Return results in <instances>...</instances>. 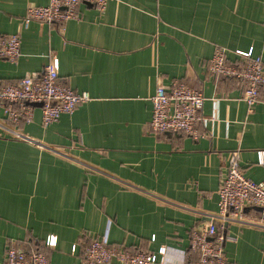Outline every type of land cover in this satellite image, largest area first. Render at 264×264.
<instances>
[{"label": "crops", "instance_id": "obj_1", "mask_svg": "<svg viewBox=\"0 0 264 264\" xmlns=\"http://www.w3.org/2000/svg\"><path fill=\"white\" fill-rule=\"evenodd\" d=\"M49 1L0 0V35L22 41L16 62L0 59V86L57 58L59 81L90 99L48 126L34 105L30 121L9 124L0 102V261L17 246L76 264L106 235L158 254L152 264H190L193 232L219 211L230 152L240 149L245 174L264 181V86L249 109L244 85L209 69L220 46L230 61L250 48L264 61V0H108L103 11L81 2L78 18L25 28L28 7ZM174 80L206 97L197 139L151 128L152 96ZM223 231L231 261L264 264V229Z\"/></svg>", "mask_w": 264, "mask_h": 264}, {"label": "built area", "instance_id": "obj_2", "mask_svg": "<svg viewBox=\"0 0 264 264\" xmlns=\"http://www.w3.org/2000/svg\"><path fill=\"white\" fill-rule=\"evenodd\" d=\"M90 2L103 11L108 0H50L47 5L28 7L23 18L27 28L33 20L46 23H63L78 18V6ZM264 25V21H263ZM21 36L18 33L0 35V59L16 62L21 55ZM239 58L230 61L225 47H216L209 61L212 73L237 79L244 85L243 98L249 109L259 101L264 86V61L253 49L236 50ZM59 61L53 58L41 73L28 74L16 82L0 86V102H3L7 123L18 124L33 118L34 102H42V121L45 126L58 121L63 114H72L77 107L90 99L87 91L77 92L59 81ZM205 95L185 82L174 80L170 84L158 85L152 96L150 125L155 133H183L195 139L201 136L198 123L203 115ZM8 131L17 136L21 133L10 125ZM41 145L39 141H35ZM259 162L264 163V151H259ZM219 211L210 214V221L191 237L190 248L198 257L190 264H235L225 249L226 223H237L264 229V181L249 178L241 166L240 149H233L228 157L227 173L218 190ZM261 210L247 211V208ZM48 245L56 239L49 237ZM75 249V246H74ZM166 252L165 247L159 250ZM159 261L154 252H136L112 246L106 235L93 239L86 247L84 257L76 264H152ZM0 264H51L42 251H25L17 246L8 247Z\"/></svg>", "mask_w": 264, "mask_h": 264}, {"label": "water", "instance_id": "obj_3", "mask_svg": "<svg viewBox=\"0 0 264 264\" xmlns=\"http://www.w3.org/2000/svg\"><path fill=\"white\" fill-rule=\"evenodd\" d=\"M32 105H34V106H42V102H34V103H31ZM256 209H258V210H261V207H255Z\"/></svg>", "mask_w": 264, "mask_h": 264}]
</instances>
